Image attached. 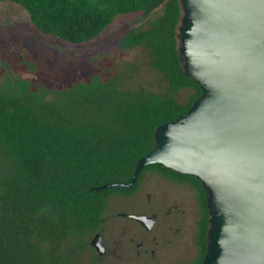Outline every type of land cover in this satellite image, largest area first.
<instances>
[{
    "label": "trees",
    "instance_id": "16d2710c",
    "mask_svg": "<svg viewBox=\"0 0 264 264\" xmlns=\"http://www.w3.org/2000/svg\"><path fill=\"white\" fill-rule=\"evenodd\" d=\"M0 1L17 3L40 32L74 44L97 37L119 15L161 7L159 16L119 43L148 50L165 83L154 92L122 87L118 74L35 90L21 77L0 81V264H84L80 252L104 226L110 196L136 191L149 169L195 186L198 256L185 264H202L210 214L196 176L151 163L131 186L95 188L130 180L155 145L157 127L185 114L202 93L180 59V0ZM183 89L191 90L186 102L178 98ZM75 236L79 242L66 247Z\"/></svg>",
    "mask_w": 264,
    "mask_h": 264
},
{
    "label": "water",
    "instance_id": "95a60500",
    "mask_svg": "<svg viewBox=\"0 0 264 264\" xmlns=\"http://www.w3.org/2000/svg\"><path fill=\"white\" fill-rule=\"evenodd\" d=\"M179 52L202 93L136 164L196 176L209 207L202 264H264V0H180ZM150 226L147 215L125 214ZM99 234L92 244L102 252Z\"/></svg>",
    "mask_w": 264,
    "mask_h": 264
},
{
    "label": "rangeland",
    "instance_id": "374dc122",
    "mask_svg": "<svg viewBox=\"0 0 264 264\" xmlns=\"http://www.w3.org/2000/svg\"><path fill=\"white\" fill-rule=\"evenodd\" d=\"M161 12L162 8L159 7L150 13L138 11L119 15L97 37L74 44L40 32L31 22L27 11L17 3L0 1V81L7 77H21L29 80L31 87L35 90L42 86L60 88L92 77L106 80L118 74L122 87L144 88L154 92L163 91L165 83L161 73L153 66L149 51L141 46L125 47L119 43L127 32L134 28L145 27ZM190 92L189 89H183L178 94V98L186 102ZM157 180L156 177L146 176L136 196H125L120 193L110 196L105 213L106 217L109 216L106 220L108 236L110 231L125 221L122 218L117 220L113 214L124 211V207L131 209L133 199H136L137 206L147 203L149 200L147 193L152 191V188L155 189ZM160 190L186 202L189 209L193 208V191L191 193V190L187 188L169 185H162ZM193 219L191 216L187 217V233L175 232L172 227L161 222L154 227L150 237L156 236L158 243L150 247L160 249L155 259H152L149 254L139 256L135 249L128 257H123L127 239L120 236L122 241L116 244L114 240H119V234H115L113 240L106 237V242L108 239L111 240L113 242L111 246L118 249L122 255L110 254L103 258L102 263L184 264L196 255ZM172 223L178 225L176 222ZM132 225L137 227L136 222H132ZM136 229H139V226ZM78 242L79 239L75 236L70 238L65 246L71 248ZM87 257V253H82L80 262H88Z\"/></svg>",
    "mask_w": 264,
    "mask_h": 264
},
{
    "label": "flooded vegetation",
    "instance_id": "af4514ba",
    "mask_svg": "<svg viewBox=\"0 0 264 264\" xmlns=\"http://www.w3.org/2000/svg\"><path fill=\"white\" fill-rule=\"evenodd\" d=\"M148 175L152 178L156 177L158 180L155 185V189L152 188V191H149L147 193L149 198L147 203L144 204L142 203V205L137 206V202L135 201L136 199H133L132 201L133 205L131 206V209H128V207H124L125 209L124 211H118L114 213L113 216L117 218V220L118 218H122L125 221H123V223H121L118 227L116 226V228L113 231H110L109 236L106 233V220L109 216L108 217L104 216L103 219L104 226L99 231H96L92 235H90L89 238L90 248H88V250L80 252V256L82 253L88 254L87 257L88 262H83L84 264H90L94 260V257H98L97 262L99 264H103L102 263L103 258L109 256L110 254L118 253V255L121 256L122 254L118 252L119 250L111 246V243H113L111 240L108 239V242H106V237L107 238L110 237L113 240L115 234L117 235L119 234V240H114V243L116 244H119L122 241L120 236L124 237V239H127V246L125 248V255L123 257H128L130 252L134 251L135 249L136 253L139 256H144V255L147 256L149 254L152 259H155L157 258L160 249L159 247L157 249L156 247L154 248L150 247V245L158 243L156 236L150 237L151 232H153L154 230V227L161 222V224H166L167 226L172 227L175 230V232L185 231L184 233H187L188 226L186 221L188 216L194 218L193 226L195 227L193 240L195 241L196 255L191 260L197 258L198 249L196 244V235L198 229V220L200 219V214H201V205L198 200V195L195 186L187 181L177 180L174 178L167 177L162 172L153 169H149L145 172L144 176L141 179V182ZM141 182L136 191H134L129 195L127 194H123V195L125 196L138 195L141 189ZM162 185L181 186L184 187L185 189L187 188L191 190V193L193 191V195H194L193 208L189 209L188 204L186 202L179 200V198L176 196L172 197L167 193H165L164 191H161L160 188H162ZM156 187L157 189L159 187L158 190L160 191H158ZM206 200H207V195H206ZM129 213L138 214V215H147V217L151 218L153 222L150 224V226H147L141 221L125 215ZM132 222H136L137 227L139 226V229H136L137 227L133 226ZM172 222H176L178 225H175ZM97 234L100 235L99 241L103 246L102 252L98 251L97 248L92 244V240L93 238L96 237ZM138 239L139 241L137 242ZM186 262H184V264Z\"/></svg>",
    "mask_w": 264,
    "mask_h": 264
}]
</instances>
